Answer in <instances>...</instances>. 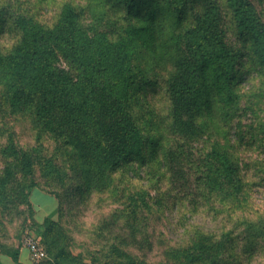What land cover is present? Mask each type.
Instances as JSON below:
<instances>
[{"label":"trees","instance_id":"1","mask_svg":"<svg viewBox=\"0 0 264 264\" xmlns=\"http://www.w3.org/2000/svg\"><path fill=\"white\" fill-rule=\"evenodd\" d=\"M88 1L89 11L104 25L84 27L82 12L71 0H56L50 23L13 9L1 12L0 24L14 27L18 37L10 49H0V101L32 122L38 142L50 134L78 153L87 167L86 196L112 186L126 166L147 167L156 160L171 190L181 195L173 204L176 210L188 199L194 211L212 213L219 225L183 224V242L169 248V261L240 260L246 240L264 242V231L252 228L257 223L245 215L246 182L238 153L245 126L239 75L249 52L264 70V20L257 7L252 0ZM162 10L169 17L161 16ZM166 18L175 26L170 31ZM160 77L171 139L164 143L159 135L155 144L133 95L145 85L157 86ZM154 144L157 152L149 148ZM1 152L14 165L8 164L0 177V205L11 198L31 205L38 149L18 147L11 135ZM19 175L28 184L20 186ZM140 196L129 200L136 205ZM140 207L151 209L146 202ZM37 214L34 227L51 250L59 225L52 217L40 222ZM114 225L109 218L99 227ZM66 253L52 255L53 264H63L60 256Z\"/></svg>","mask_w":264,"mask_h":264},{"label":"rangeland","instance_id":"2","mask_svg":"<svg viewBox=\"0 0 264 264\" xmlns=\"http://www.w3.org/2000/svg\"><path fill=\"white\" fill-rule=\"evenodd\" d=\"M71 1L82 12L84 27L104 25L105 22L99 21V14L89 11L88 0ZM252 1L264 20V2ZM7 9L34 15L35 18L50 23L57 6L56 0H0V14ZM160 14L169 17L165 10ZM224 17L228 19L226 14ZM174 27L166 18L165 29L170 31ZM17 37L14 27L0 24V49H10ZM158 73L161 76L166 74L161 70ZM263 76L264 70L260 62L249 52L239 75V89L244 96L240 113L243 114L245 126L238 153L240 152L246 182L245 215L249 216L248 220L257 223L250 226L258 232L264 231ZM144 87V90L133 95L136 110L141 115L145 130L155 139V144L159 135L166 143L171 139L166 127L169 102L164 94L161 77L157 86ZM138 88L139 83L135 85V89ZM146 89H150L148 95ZM205 121L206 125L211 124L210 119ZM37 133L26 116L11 113L10 108L0 101V177L8 164L14 165L12 159L6 158L1 152L11 135L18 147L38 149V153L34 154L37 163L31 178L37 183V187L29 199L31 205L24 202L19 205L18 198H11L10 202L0 205L1 242L12 245L19 240L23 243L27 237H34L39 240L49 259L65 249L66 255L60 256L63 264H132V260L144 262L140 264H179L180 260L176 257H170L169 261L167 254L169 248L178 247L177 244L183 242V224L195 222L206 226L219 225L218 221L211 220L212 213L208 214L203 208L194 211L188 199L183 200L184 207L176 210L173 204L180 201L181 195L171 190L163 170H158L160 167L156 160H149L147 167L141 163L126 166L116 174L112 186L86 196L83 191L87 184V167L78 153L60 146L50 134H45L38 142ZM155 144L149 147L153 152L158 150ZM17 178L20 186L28 184L27 178L22 175ZM83 193L85 200L81 199ZM137 193L141 196L136 197L137 203L133 205L129 198ZM143 202L151 207L149 211L140 209ZM40 211L45 216L52 217L59 225V232L55 235L58 242L51 250L45 246L34 227V217ZM109 218L115 219V225L101 230L99 225ZM245 237L250 236L246 234ZM187 238L188 236L184 239ZM245 245L246 252L242 258H234L229 262L264 264L263 239L246 240Z\"/></svg>","mask_w":264,"mask_h":264},{"label":"crops","instance_id":"3","mask_svg":"<svg viewBox=\"0 0 264 264\" xmlns=\"http://www.w3.org/2000/svg\"><path fill=\"white\" fill-rule=\"evenodd\" d=\"M45 216L41 211L37 214V219L42 222ZM16 257V259H15ZM0 264H33L29 249L24 246L22 240L14 244H2L0 246ZM38 264H53L49 258L42 260Z\"/></svg>","mask_w":264,"mask_h":264},{"label":"built area","instance_id":"4","mask_svg":"<svg viewBox=\"0 0 264 264\" xmlns=\"http://www.w3.org/2000/svg\"><path fill=\"white\" fill-rule=\"evenodd\" d=\"M24 246H26L30 251V257L33 264H38L42 260L47 259V253L42 247L39 240L34 237H27L23 242Z\"/></svg>","mask_w":264,"mask_h":264}]
</instances>
